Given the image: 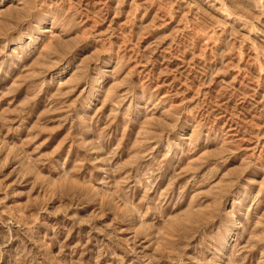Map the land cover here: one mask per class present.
Returning a JSON list of instances; mask_svg holds the SVG:
<instances>
[{
	"label": "rangeland",
	"instance_id": "1",
	"mask_svg": "<svg viewBox=\"0 0 264 264\" xmlns=\"http://www.w3.org/2000/svg\"><path fill=\"white\" fill-rule=\"evenodd\" d=\"M0 264H264V0H0Z\"/></svg>",
	"mask_w": 264,
	"mask_h": 264
}]
</instances>
